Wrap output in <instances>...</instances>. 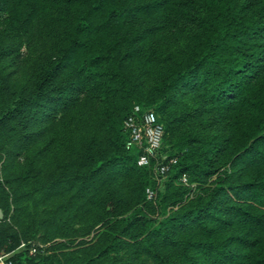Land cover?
Here are the masks:
<instances>
[{"label":"trees","instance_id":"1","mask_svg":"<svg viewBox=\"0 0 264 264\" xmlns=\"http://www.w3.org/2000/svg\"><path fill=\"white\" fill-rule=\"evenodd\" d=\"M44 1L29 0L33 5L32 16L42 3L43 9L47 8ZM169 1L151 0L134 8L126 5L125 0H57L53 24L60 28V13L71 9L72 28L64 34L58 33L56 55H51L47 64L37 70L32 88L29 87L25 95L21 94L5 112L4 121H12L7 126H16L18 120L23 123L25 119L29 123L33 117L35 123L44 122L45 117L40 116L49 117L60 108L69 111L79 105L81 92L94 79L99 87L110 81L127 83L119 68H101L102 64L115 61L117 50V42L106 36L129 22L131 9L157 11ZM192 2L200 6L202 15L198 21L203 35L188 60L171 65L169 76L160 87L161 104L154 108L156 101L131 103L113 124L110 123L112 131L108 141L100 142L99 148L93 141L88 143L83 160L67 184H63L62 178H56L48 185L44 202L65 201L58 210L63 224L49 226L59 234L66 231V236L74 239L95 231L93 238L82 239L75 245L58 243L60 249L71 246L73 249L69 253L63 251V258L45 263L27 247L10 257L14 264H140L142 250L138 245L155 252V240L185 251L184 264H264V42L252 41L264 38V13L255 11L248 15L247 0ZM261 2L264 4V0ZM70 65L72 70L68 71ZM106 69L112 71V77L102 79ZM188 85L198 86L211 100L221 103L232 114V123L239 124L241 130L236 129L228 136L236 139L231 149L214 137L206 143L205 153L188 145L187 140L193 139L183 138L177 144L180 151L168 155L177 158V163L172 165L164 188L157 193L154 202L147 193L148 188L155 191L152 186L154 162L149 166L138 165L142 150L126 148L128 133L123 123L136 104L153 108L165 129L161 156L166 127L157 109H166L168 102L174 99L172 92ZM41 159L42 152H39L33 161L30 159L31 165L30 160L27 161L22 167L28 173L24 177L33 176L32 166H39ZM240 164L242 171L254 175L251 178H245L244 174L237 176L239 171L234 167ZM229 165L231 172L227 169ZM138 171L142 175L135 196L139 206L125 216L116 209L127 199L128 176ZM216 174V183L209 185L208 177ZM183 175L190 184H197V199L190 208L183 205L190 192L188 185L181 181ZM20 179L8 180V184ZM113 193L117 195L115 198ZM3 194L5 202L7 195ZM20 198L16 202L15 223L27 231V210L22 204L24 198ZM176 205L179 209L170 212V206ZM146 208L151 212L159 208L163 219L153 218ZM192 225L197 228L196 235H179L180 230ZM235 225L241 227L237 232L233 230ZM10 236L13 235L8 231L0 230L4 241ZM19 244L17 236L7 249ZM235 245H239V250Z\"/></svg>","mask_w":264,"mask_h":264},{"label":"rangeland","instance_id":"2","mask_svg":"<svg viewBox=\"0 0 264 264\" xmlns=\"http://www.w3.org/2000/svg\"><path fill=\"white\" fill-rule=\"evenodd\" d=\"M56 1H44L47 8L43 9L42 3L37 14L32 16L33 5L29 0H0V209L5 211L0 217V230L13 235L7 237V241L0 238V254L10 253L13 256L29 247L34 250V254L40 255L44 263L63 258V251L69 253L73 249V246L60 249L58 243L75 245L82 239H92L95 233L92 231L89 235L74 239L68 238L66 231L59 234L49 226L63 224V217L58 210L65 204L64 199L44 202L49 183L62 178L63 184H67L75 175L73 171L83 160L88 143L93 141L99 148L100 142L108 141L112 131L110 123L113 124L131 103L151 100L156 101L154 108H157L162 100L160 87L168 78L171 65L182 59L188 60L203 35L198 21L202 15L200 6L193 3V0H170L164 8L143 12L133 9L137 4H146L151 0H125L126 5L134 7L131 9V18L126 25L106 36L108 40L117 42V50L114 53L115 61L106 62L101 68H119L127 83L121 81L115 84L110 81L99 87V82L94 79L81 92L79 105L69 111L60 108L49 117L45 114L40 116L45 117L44 122L35 123L33 117L29 123L25 119L23 123L18 120L16 126H7L12 121H4L5 112L21 94L25 95L29 87L32 88L37 70L47 64L51 55H56L58 33L64 34L72 28L71 9L60 13V28L56 23L53 24ZM247 1L248 15L255 11L264 13L261 0ZM252 41L263 43L264 38L257 37ZM71 70L70 65L68 71ZM111 70L106 69L102 79L111 78ZM172 97L174 99L168 102L166 109H157L166 127L162 155L168 156L171 152L180 151L177 144L183 138L193 139L187 140L188 145L201 153L208 150L206 143L214 137L218 138L221 145L232 148L236 139L228 136L236 129L241 130V127L232 123V114L221 103L211 100L203 90L193 85L173 91ZM39 152H42V159L38 162L39 166H32L33 176L24 177L28 173L22 167L30 159L33 161ZM242 166L240 164L234 167L235 171H239L236 175L244 174L245 178H251L254 174L242 171ZM227 169L231 172L232 168L229 165ZM153 174L155 183L152 186L155 187L156 197L163 190L167 176H160L154 168ZM217 175L208 177L207 183L214 185ZM17 177L21 178L20 181L8 184V180H17ZM141 179L139 171L134 176H128L130 184L126 189L127 199L116 209L120 214L126 216L139 206L135 196L138 193L137 183ZM188 187L190 192L185 196V208H190L197 199V184L189 183ZM3 192L7 195L5 202ZM112 195L113 198L117 196L116 193ZM19 197L24 198L22 204L27 210V231L21 230L15 223L18 216L16 202ZM155 197L149 199L155 202ZM178 207L179 205L170 206L169 210L176 211ZM146 210L153 218L163 219L159 208L152 212L149 208ZM114 211L115 209L112 210ZM225 215L231 217L230 214ZM239 228L241 227L233 226L236 232ZM188 234H197L195 225L179 231L180 236ZM17 236L19 246L7 249L17 240ZM138 247L142 250L140 264H184L186 260L185 251L174 245L167 247L159 240L154 242L156 253L142 245ZM235 249L239 250V245H235Z\"/></svg>","mask_w":264,"mask_h":264},{"label":"built area","instance_id":"3","mask_svg":"<svg viewBox=\"0 0 264 264\" xmlns=\"http://www.w3.org/2000/svg\"><path fill=\"white\" fill-rule=\"evenodd\" d=\"M124 129L128 133L126 148L128 150L137 148L142 150L138 157L139 166H149L154 162V169L160 176H167L172 165L177 163V158H169L166 155L160 156V149L164 138V125L158 120L153 108H144L136 104L123 123ZM181 180L188 183V177L183 175ZM148 198L155 197V191L147 189ZM31 253L34 250H30ZM10 253L0 254V264H14L10 258Z\"/></svg>","mask_w":264,"mask_h":264},{"label":"water","instance_id":"4","mask_svg":"<svg viewBox=\"0 0 264 264\" xmlns=\"http://www.w3.org/2000/svg\"><path fill=\"white\" fill-rule=\"evenodd\" d=\"M2 216V211H1V209H0V217Z\"/></svg>","mask_w":264,"mask_h":264}]
</instances>
